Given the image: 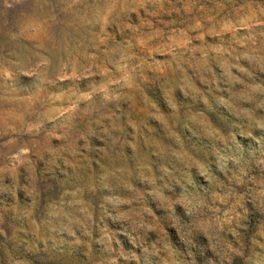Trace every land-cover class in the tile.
I'll return each instance as SVG.
<instances>
[{
    "label": "rangeland",
    "instance_id": "rangeland-1",
    "mask_svg": "<svg viewBox=\"0 0 264 264\" xmlns=\"http://www.w3.org/2000/svg\"><path fill=\"white\" fill-rule=\"evenodd\" d=\"M0 264H264V0H0Z\"/></svg>",
    "mask_w": 264,
    "mask_h": 264
}]
</instances>
